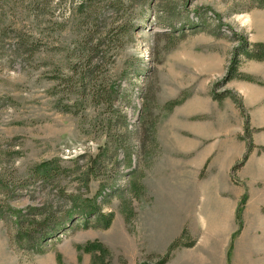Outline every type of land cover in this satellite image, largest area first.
Masks as SVG:
<instances>
[{"label":"rangeland","instance_id":"374dc122","mask_svg":"<svg viewBox=\"0 0 264 264\" xmlns=\"http://www.w3.org/2000/svg\"><path fill=\"white\" fill-rule=\"evenodd\" d=\"M254 4L0 0V202L66 221L51 245L42 210L0 220V264H264V61L228 78L232 32L264 43ZM74 48L96 49L112 107L68 95Z\"/></svg>","mask_w":264,"mask_h":264},{"label":"trees","instance_id":"16d2710c","mask_svg":"<svg viewBox=\"0 0 264 264\" xmlns=\"http://www.w3.org/2000/svg\"><path fill=\"white\" fill-rule=\"evenodd\" d=\"M144 3L149 2V0H141ZM255 4L254 6L258 8L264 9V0H252ZM84 6V5H83ZM144 14V13H143ZM196 27L199 26L198 24L195 25ZM81 28V27H80ZM231 41H235L236 44L232 47L231 51V60H230V66L228 69V78H236L239 80H247L252 81V77H250L248 74L242 72L239 67L243 61L248 60H254V61H264V43L260 41H250L247 37L243 36L242 34H238L236 32H232L230 36ZM78 48H74V61L82 62V59L85 63H87L83 68L79 69V67H76V62L70 63V70H71V77L70 78H76L77 77V83L74 85V89L72 88L69 92V96L74 98L75 102L81 101L84 103H88L90 105H97V104H108L111 107L113 106L114 101L118 97L117 87L110 88L107 90L105 81L100 77L101 68L100 63L95 62L94 58L96 57L94 51L95 48L82 51L81 52L77 50ZM78 51V52H77ZM93 54V61L90 62V56ZM84 57H83V56ZM78 66V65H77ZM102 98H104L103 101H100ZM77 104V103H74ZM121 119H125V116L121 115ZM105 122V119H103ZM108 136V142L111 140V136L109 133ZM116 142L121 141V137L116 135ZM124 144V143H123ZM124 147V145H122ZM120 148V147H119ZM116 147L111 155H108L110 158H112L114 155H116L117 150L119 149ZM129 157V155L127 156ZM115 162H117V158L114 157L112 159ZM54 160H43L40 163L34 164L28 173V177L34 178L36 182H39L40 184H44L46 182H49L51 179H56L58 176V173L54 166H56L54 163ZM4 179L0 177V188L1 189H7L4 188L5 184L7 185V182L5 183ZM8 194V193H6ZM7 200H2L0 202V220L9 221L11 224H22L25 217L32 216L33 211H38L34 214H42L44 216V222L43 224L44 229L40 233V235L36 238V240H47L49 244L54 245L55 243L59 242L60 239H57L60 237L61 234H63L62 230L64 229V225L66 221L62 220H54L49 217L51 210H48L51 207H47L45 211L43 208H39L36 206H29L26 210H23L21 208H18L13 205L11 199L16 198L17 195L13 194L11 196H7ZM88 205L83 206L84 211L89 210ZM103 217V224H105V228H108L113 220H114V214L109 212L102 214ZM71 218L68 217V219ZM240 219V217H238ZM72 220V219H71ZM89 219H86L84 222L86 225H88ZM27 226H30L31 221H27ZM38 222V221H37ZM78 219L74 220L69 227H74L77 225ZM40 223V221L38 222ZM68 225L66 226V228ZM65 228V229H66ZM74 231V229H72ZM72 231V232H73ZM31 232V231H30ZM21 234H24L22 231ZM48 251V248L40 249L38 253H45ZM170 259V250L159 260L151 263V264H165Z\"/></svg>","mask_w":264,"mask_h":264},{"label":"crops","instance_id":"0c3cea01","mask_svg":"<svg viewBox=\"0 0 264 264\" xmlns=\"http://www.w3.org/2000/svg\"><path fill=\"white\" fill-rule=\"evenodd\" d=\"M248 61H249V60H248ZM164 219H165V217L163 216L161 220H163V221H164ZM167 262H168V261H167ZM167 262H166V263H167Z\"/></svg>","mask_w":264,"mask_h":264}]
</instances>
